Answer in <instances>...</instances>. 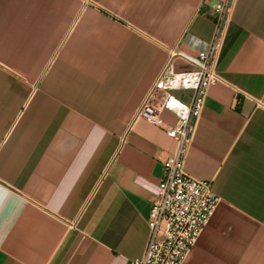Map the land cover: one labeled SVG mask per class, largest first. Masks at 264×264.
Instances as JSON below:
<instances>
[{"label": "crops", "instance_id": "obj_1", "mask_svg": "<svg viewBox=\"0 0 264 264\" xmlns=\"http://www.w3.org/2000/svg\"><path fill=\"white\" fill-rule=\"evenodd\" d=\"M219 1L0 0V264L142 254L177 117L137 111L169 60L193 67ZM216 71L184 171L219 201L182 264H264V0H235Z\"/></svg>", "mask_w": 264, "mask_h": 264}, {"label": "built area", "instance_id": "obj_2", "mask_svg": "<svg viewBox=\"0 0 264 264\" xmlns=\"http://www.w3.org/2000/svg\"><path fill=\"white\" fill-rule=\"evenodd\" d=\"M234 2L220 0L215 4L212 39L195 58L185 57L193 67L175 70L169 60L137 111L138 116L160 126L163 122L160 113L173 112L176 122L164 129L176 144L162 161V177L147 219L149 234L145 248L126 264H182L219 201L211 181L193 178L184 171V159L207 89L220 80L216 63ZM176 54L179 53L171 52V56ZM175 90L189 91V103L177 97Z\"/></svg>", "mask_w": 264, "mask_h": 264}]
</instances>
